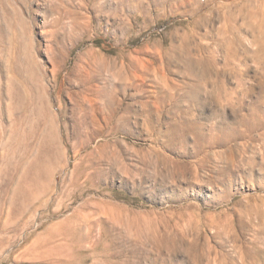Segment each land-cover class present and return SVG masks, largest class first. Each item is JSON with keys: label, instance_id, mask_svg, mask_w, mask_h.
<instances>
[{"label": "rangeland", "instance_id": "1", "mask_svg": "<svg viewBox=\"0 0 264 264\" xmlns=\"http://www.w3.org/2000/svg\"><path fill=\"white\" fill-rule=\"evenodd\" d=\"M0 264H264V0H0Z\"/></svg>", "mask_w": 264, "mask_h": 264}, {"label": "bare ground", "instance_id": "2", "mask_svg": "<svg viewBox=\"0 0 264 264\" xmlns=\"http://www.w3.org/2000/svg\"><path fill=\"white\" fill-rule=\"evenodd\" d=\"M255 42H257V41L255 40ZM256 48H258V47H256ZM256 54H258L257 51H256ZM260 54H261V52H260ZM190 65H191V63L188 64V69H190L189 68ZM103 109L110 111L112 108H106V106H105V107H103ZM45 112H46L45 115H44V113L41 114L42 117L46 116V121H45L46 132L43 134L44 139H43L42 145H41L42 148H41L38 156L36 157L34 163H32V165H31L32 170H36V172H40V173L42 171H45L48 168V162L51 160V158H49L50 156H48L49 150L52 148V145L56 142V133H55V129H54V124L52 123L53 118H52L51 114L48 113V111L46 109H45ZM112 114L113 113H110V116H112ZM113 116H114V114H113ZM85 150H86V148H85ZM104 212L107 214H111V212L109 211V208L104 209ZM115 219L119 222L118 216H115L114 220Z\"/></svg>", "mask_w": 264, "mask_h": 264}]
</instances>
